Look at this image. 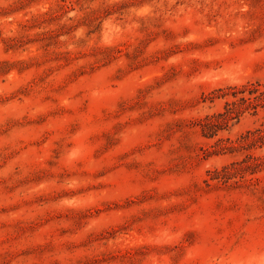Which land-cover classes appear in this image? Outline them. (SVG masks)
Returning <instances> with one entry per match:
<instances>
[{
    "label": "rangeland",
    "instance_id": "1",
    "mask_svg": "<svg viewBox=\"0 0 264 264\" xmlns=\"http://www.w3.org/2000/svg\"><path fill=\"white\" fill-rule=\"evenodd\" d=\"M244 85L264 0H0V264H264Z\"/></svg>",
    "mask_w": 264,
    "mask_h": 264
},
{
    "label": "trees",
    "instance_id": "2",
    "mask_svg": "<svg viewBox=\"0 0 264 264\" xmlns=\"http://www.w3.org/2000/svg\"><path fill=\"white\" fill-rule=\"evenodd\" d=\"M226 94H231L234 99L225 102L224 111L204 119L202 128L206 134H214L221 126L226 125L228 121L240 112L243 108L242 106L252 109L264 106V90H260L255 86H234L229 88L228 91H223L222 95Z\"/></svg>",
    "mask_w": 264,
    "mask_h": 264
}]
</instances>
